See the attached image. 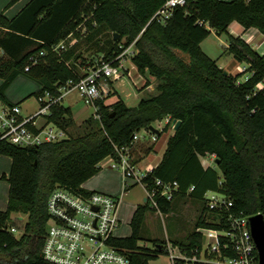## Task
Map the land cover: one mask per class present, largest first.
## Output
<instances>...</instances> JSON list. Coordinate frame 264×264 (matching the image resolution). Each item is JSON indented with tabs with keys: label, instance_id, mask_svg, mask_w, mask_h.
I'll return each instance as SVG.
<instances>
[{
	"label": "trees",
	"instance_id": "1",
	"mask_svg": "<svg viewBox=\"0 0 264 264\" xmlns=\"http://www.w3.org/2000/svg\"><path fill=\"white\" fill-rule=\"evenodd\" d=\"M166 1L30 0L12 19L0 12L1 102L8 103L5 92L20 74L41 85L37 96L45 91L56 94L68 80L77 81L81 70L94 62L78 63V43L61 55L51 47L71 34L81 37L83 29L87 42L99 44L98 37L106 36L104 59L116 57L120 45L134 42L131 61L141 76L148 74L155 81L154 89H146L133 107L123 100L111 105L97 100L99 118L83 121L84 132L77 135L71 131L70 109L53 107L49 122L67 134L59 142L25 149L0 140V155L11 160L9 174L1 177L8 183V195L6 209L0 210V264H53L43 259L41 250L49 219L47 198L55 185L91 194L81 186L100 171L105 158L117 157L114 148L129 146L136 133L149 132L151 125L166 119L162 132L172 120L179 126L167 139L160 161L143 179L148 189L155 179L178 185L173 200H158L160 213H169L179 196L204 200L213 192L232 202L228 211L209 209L205 203L195 231L174 247L191 256L201 248L197 229L224 227L228 213L264 210V54L228 33L235 21L245 30L264 34V0H185L186 6L174 8L165 24L150 22ZM211 31L227 35V51L236 62L248 65L251 75L244 81H239L242 73H226L202 51L200 44ZM31 56L38 62L25 71ZM199 156H215V168L204 169ZM190 187L193 190L187 193ZM151 211L156 209L148 203L138 206L130 220V236L108 241L127 255L130 264H149L159 254H168V241L165 245L154 239L150 249L139 244ZM15 213L27 217L19 238L9 232Z\"/></svg>",
	"mask_w": 264,
	"mask_h": 264
},
{
	"label": "built area",
	"instance_id": "2",
	"mask_svg": "<svg viewBox=\"0 0 264 264\" xmlns=\"http://www.w3.org/2000/svg\"><path fill=\"white\" fill-rule=\"evenodd\" d=\"M185 6V0H168L153 15L150 22L155 20L165 24L172 16L174 8ZM84 33L85 30L81 32V36ZM78 42L79 38L71 34L52 46L51 51L61 55ZM133 45L134 42L127 47L120 45L121 51L114 58L99 57L93 65L81 70L77 81L68 80L60 85L56 94L45 91L38 96L39 108L29 115H23L18 104H0V140L26 149L65 139L66 132L49 122L48 117L52 113V108L60 105L72 91H77L85 103L93 105L96 110V116H94L96 119L99 118L96 102L105 99L113 91L114 82L122 81L137 90L141 88L152 91L155 87L152 80L146 79L148 85L145 88L146 82L141 85L143 87L137 88L138 85L134 81L133 74L137 75L138 70L131 61L134 54ZM0 54L3 55L2 50ZM39 55L44 56L45 53L40 52ZM37 62V57L31 56L25 71ZM237 70L243 73L240 67H237ZM262 86L263 84L260 83L257 88L261 89ZM165 122L168 123V119ZM147 133L155 142L156 135L150 131ZM137 142H139L138 133L133 136L129 146L115 147L117 157H108L111 160L108 167L121 172L124 190L134 185L142 186L147 203L159 213L158 200H173L174 194L178 192V185L175 182L155 179L152 189L146 187L143 179L154 167L145 165L142 168L132 163L131 153ZM199 161L201 166L207 169L215 164V156H199ZM192 190L193 187H190L187 193ZM208 193L210 195H205V200L209 209L224 208L228 211L232 207V202L226 201L224 196L213 192ZM119 201L113 196L100 192L83 195L66 188H54L46 204L49 219L41 250L43 259L53 264H130L124 252L108 244L109 240L116 238L115 231L120 227L121 221L117 216ZM254 216H259L264 223V210L255 214L228 213L224 227L218 230L197 229L196 232L202 237L201 248L198 253H195L197 252L195 250L191 256L186 255L178 247L172 248L168 243L170 264H258V253L250 230V218ZM218 225H221L220 218H218ZM9 232L14 235L17 231L12 227L9 228Z\"/></svg>",
	"mask_w": 264,
	"mask_h": 264
},
{
	"label": "rangeland",
	"instance_id": "3",
	"mask_svg": "<svg viewBox=\"0 0 264 264\" xmlns=\"http://www.w3.org/2000/svg\"><path fill=\"white\" fill-rule=\"evenodd\" d=\"M4 1L6 2L7 0H1L0 6L4 3ZM7 16H11V13ZM102 35L98 37L100 38L99 44H96L95 42H87L86 34L79 37L78 50L76 52V55L80 56V58L77 60L78 63L79 61H86L87 63L90 61L94 62V60L104 55V52H102V48L106 47L104 42L106 36ZM224 39L225 37H222V42H220L216 36L210 35L203 42L202 49L204 50V52H208V56L210 58L216 59L225 51V47L223 46ZM0 60H3L2 54H0ZM224 61L225 63H228L227 66H230L231 68L237 64L235 60L233 62H231L232 60L226 61L225 55L222 58L221 64H223ZM227 66L224 68H227ZM242 66L244 67L241 68L243 71L241 75H244V72H246V68L248 69V66L246 63H242ZM248 73H250L248 75H251V71H248ZM133 75H135V73ZM145 76H147L148 79L150 77V79H152L153 81V84H155V81L151 76H149L148 74H146ZM244 77H241L239 81L245 80L246 77ZM1 83L2 79L0 78V85ZM38 88V82L31 79L25 74H20L10 84L9 88L5 93V96L8 100L11 98L10 101L22 97L19 100V103L21 102L20 104L24 107V109H34L35 106H37L35 93L39 91ZM112 88L113 91H111L105 99H102L105 105H111L118 100H123L127 106L133 107L137 104L140 98L146 95L145 92L140 93L136 90L135 87L130 86L128 83L122 81L114 82ZM62 105L71 109L73 117V125L71 126V131L73 135H77L84 132L85 126L82 123L87 118L93 115V105L85 103V100L79 96L77 91H72L71 93H69L65 97ZM165 125V120L154 123L153 127L161 132V135L159 137H156L155 142L152 141L151 135H148V133L145 131H141V133L138 134L139 142L134 145V148L131 153L132 163L138 164L140 162L139 166L143 168L147 163L154 165L158 162V160L160 161L166 147L167 139L173 134L174 131V129L170 126L166 131L162 132V129L165 127ZM110 161V158L107 157L99 164L101 173L105 174L106 172L112 171V173H117L121 176V172L119 170L110 169L108 167ZM10 167V158L4 155H0L1 211L6 209L8 195V183L6 180L1 179V177L3 174H9ZM212 167L215 168V164H213ZM206 195L209 196L210 194L207 193ZM142 196H144L143 189H141V187H134L130 190L128 194H126V196L124 197V202L126 204H129L130 206L135 205L138 204L139 201H141ZM204 201H206L205 197L203 200L197 198L190 199L188 197L179 196L174 200L173 207L171 208V211L169 213L164 214L160 212L158 213L157 211H151L149 217L143 224L144 226H142L141 228V237L143 238V241H140L139 244L142 247L150 249L151 247H153L151 241L154 239H158L159 241H162L165 245H167L168 241L170 242V246L172 248H176L173 246L174 243L187 242V237L195 231L196 221L198 220L202 212V208L206 203ZM26 218L27 217L21 213H15L11 216L10 222L14 226L13 228H15V230L17 231L14 234L17 236V238H19L23 233V226L26 222ZM207 219L212 218L210 217V215H208ZM212 222H215V220H213ZM129 234V226H124L123 228H120L119 230L115 231L116 237H127L129 236ZM174 251L176 253L175 249ZM150 264H170L169 255L159 254L155 260H152L150 262Z\"/></svg>",
	"mask_w": 264,
	"mask_h": 264
},
{
	"label": "crops",
	"instance_id": "4",
	"mask_svg": "<svg viewBox=\"0 0 264 264\" xmlns=\"http://www.w3.org/2000/svg\"><path fill=\"white\" fill-rule=\"evenodd\" d=\"M11 1L12 0H7L6 2L4 1V3L0 6V12H2L3 15L7 19H12L13 17H15L20 12V10L30 0H17L16 2L10 4ZM229 1H231V0H229ZM0 2H1V0H0ZM10 13H11V16H7ZM228 33L235 38L242 39L247 44H249L253 50H255L256 52H259L261 55L264 54V34L258 32L256 29L251 28V29L245 30L239 23L234 21L228 26ZM210 35L216 36L220 42H222V37H225V39L223 40V46L225 47V51L220 56H218L216 59H214V60H216L217 65L220 68L224 69L226 71V73H229L232 75L239 74L237 67L243 68L244 66H242V63L236 62L237 64L235 66H233L232 68L230 66H227L228 63H225V61L223 62V64H221L222 58L224 57V55L226 56V61L227 60H229V61L232 60L231 62L234 61L233 54H231L227 51V47H228L227 35L217 36L213 31H211ZM204 41H202L200 44L201 49H202V44ZM202 51L204 52L203 49H202ZM204 53L206 55H209L208 52H204ZM226 66H227V68H224ZM248 74H250V73H248V71L246 70V72H244V75L242 77L245 76L247 78L249 76ZM133 76H134V81L138 85L137 88H140L141 85H143V83L146 82V78L148 79L147 76L142 77V76L138 75V73H137V75H133ZM148 80H152V79H150V77H149ZM130 86H132V85H130ZM40 88H41V85L39 84L38 89H40ZM137 91H139L141 93V92H145V89L140 88ZM35 97H36L37 106H35L34 109L25 110L24 107L20 104L21 102L19 103V100L22 97L17 98L16 100H11V101H10L11 98L9 100L6 98L8 103H4V102L0 101V104H7V105H9V103L10 104H18L21 111H22V114L23 115H29V114L37 111V109L39 108L38 96L35 95ZM64 99H63V101H64ZM63 101H62V103H63ZM62 103H60L61 106H63ZM67 108H69V107H67ZM70 111H71V109H70ZM95 112H96V110L94 109V112L92 115L93 117L96 116ZM71 118L73 119L72 112H71ZM158 162H159V160H158ZM139 163L137 165H139ZM157 163L154 165L147 163L145 165H150L153 168L157 165ZM3 175H6V174H3ZM120 186H121V190H120ZM134 187H141V189H143V187L140 185H134V186L124 190V181L122 179V175L120 176L117 173L114 174V173H112V171H109V172H106L105 174H103V173H101V169L96 175H94L93 177H91L89 180H87L86 182H84L82 184V188L87 190V191L104 193V194L115 197L117 200H120L119 204H118V209H117V216H118L119 220L121 221V223H120V227L117 230H119L120 228H123L124 226H129V228H130V225H129L130 220H131L132 215H133L134 211L136 210V208L140 205H144L147 203L146 193H145L144 189H143L144 196H142V199H141V201H139L138 204L130 206L129 204H126L124 202V197L126 196V194H128L130 192V190ZM149 215H150V213H147L146 218L144 220V223L147 220V218L149 217ZM130 234H131V228H130ZM130 234H129V236H130ZM129 236H127V237H129ZM115 237H116V235H115ZM116 238H125V237H116ZM150 262H149V264H150Z\"/></svg>",
	"mask_w": 264,
	"mask_h": 264
},
{
	"label": "water",
	"instance_id": "5",
	"mask_svg": "<svg viewBox=\"0 0 264 264\" xmlns=\"http://www.w3.org/2000/svg\"><path fill=\"white\" fill-rule=\"evenodd\" d=\"M170 126L173 127L174 131L177 130L179 121L172 120ZM149 131L155 135H158L160 133V131L154 128L152 125L149 127ZM59 187V184L55 185V188ZM250 230L258 253V264H264V223L259 216L250 218Z\"/></svg>",
	"mask_w": 264,
	"mask_h": 264
}]
</instances>
